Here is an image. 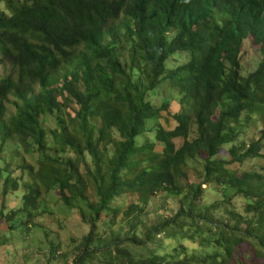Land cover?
Returning a JSON list of instances; mask_svg holds the SVG:
<instances>
[{"label":"trees","instance_id":"obj_1","mask_svg":"<svg viewBox=\"0 0 264 264\" xmlns=\"http://www.w3.org/2000/svg\"><path fill=\"white\" fill-rule=\"evenodd\" d=\"M247 39L260 58L242 75ZM178 53L186 61L167 69ZM0 64L9 69L0 79V155L13 138L42 156L28 168L18 211L32 220L54 190L77 208L91 231L74 264L86 263L96 240L97 250L115 248L108 264H230L248 239L264 259V174L231 168L258 157L264 138L262 127L258 139L238 141L264 121V0H0ZM165 80L176 101L155 106L149 95ZM61 109L46 131L43 121ZM163 115L175 125L164 127ZM6 169L4 194L9 181L18 189ZM208 191L221 202H206ZM159 194L180 207L150 224ZM104 215L125 230L96 236ZM157 234L177 246L135 262L123 249L144 250Z\"/></svg>","mask_w":264,"mask_h":264},{"label":"rangeland","instance_id":"obj_2","mask_svg":"<svg viewBox=\"0 0 264 264\" xmlns=\"http://www.w3.org/2000/svg\"><path fill=\"white\" fill-rule=\"evenodd\" d=\"M1 7L5 8L4 4H1ZM259 58V47L250 39L245 40L240 54V73L246 75L254 70ZM125 60L124 64L127 65ZM185 61L186 55L178 53L168 59L166 68H175ZM8 73L9 69L0 64V79ZM176 98V90L169 85L168 80L161 83L155 93L149 95L150 101L155 106H160L165 99L176 101ZM172 107L175 112L179 110L177 106ZM8 109V117H10L15 113L16 108L13 104H8ZM69 110L72 113V109L70 108ZM64 115L63 109L56 111L53 116H49L43 121V128L46 131L54 129L56 127V116ZM258 118L261 117L256 115V119ZM160 123L167 128L175 125L166 115L161 117ZM248 127L245 133L239 137L238 141L243 140L248 144L250 141L258 139L260 129L264 127V121L251 122ZM194 130L195 128L193 127L190 138L195 137ZM179 142L177 141V143ZM260 146L258 157L247 158L242 164L233 165L231 168H236L239 174L246 172L264 174V138L260 139ZM51 151L47 153L55 156ZM59 156L67 159L74 155L69 151V153H65L64 155L59 154ZM41 159L42 156L34 147L24 148L17 139L13 138L5 144L4 150L0 155V264H74L76 256L84 248L85 239L91 231V226L83 220L79 210L68 207V205L61 201L59 194L55 190L49 194L43 193L40 207L37 211L32 212V220L27 221L23 213L18 211L22 205L23 183L29 177L28 168H31L34 173L38 169ZM88 162L93 167L92 160ZM7 165H10V179L17 181L18 189L17 191H13L9 181L7 183L8 192L4 194V182L8 178L9 173L6 169ZM197 166L199 165L197 164ZM81 171L85 172L83 166L81 167ZM204 196H207L206 202L214 200L215 202H221L217 194L214 195L209 193V191ZM125 197L123 196V198ZM133 197H136V195L130 196V198ZM121 203L122 198H117L115 204L121 205ZM230 204L241 209L244 207V202L238 198H233ZM179 207L180 203L178 199L169 197L166 194L155 195L151 199L147 209L149 223L155 224L158 221L170 218ZM14 211V216L10 217ZM106 216L104 215L102 217L103 220L98 223V228L95 230L96 236L105 235V231L110 230L109 228L111 230L114 229L115 232L125 230V224L122 222H116L112 227H109L110 224H113V221ZM104 220L107 225L102 223ZM155 240V243H148L144 250L136 249L135 246H126L123 249L130 254L131 260L135 262L137 260L145 261L148 258L150 259L151 252L159 253L161 249L168 252V250H171L178 244L177 242L165 240L163 234H157ZM97 247H99V243L96 240L90 249L93 250V253L86 259L85 264H108L111 262V257L115 256V248L112 249V254H107L106 251L95 249ZM144 251H146V256L140 253ZM257 251L258 248L254 241L251 239L245 240L244 244L235 248L230 264H264V259H260L259 255L256 254ZM120 260L124 261L123 258ZM235 260H238L240 263H234ZM136 264H139V262Z\"/></svg>","mask_w":264,"mask_h":264}]
</instances>
